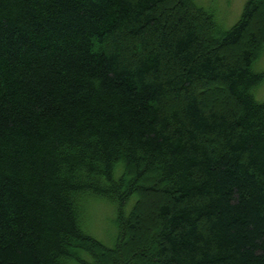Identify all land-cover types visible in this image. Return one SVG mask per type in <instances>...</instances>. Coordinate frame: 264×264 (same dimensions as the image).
<instances>
[{
	"label": "trees",
	"instance_id": "1",
	"mask_svg": "<svg viewBox=\"0 0 264 264\" xmlns=\"http://www.w3.org/2000/svg\"><path fill=\"white\" fill-rule=\"evenodd\" d=\"M192 1L0 0V264H264V0Z\"/></svg>",
	"mask_w": 264,
	"mask_h": 264
},
{
	"label": "rangeland",
	"instance_id": "2",
	"mask_svg": "<svg viewBox=\"0 0 264 264\" xmlns=\"http://www.w3.org/2000/svg\"><path fill=\"white\" fill-rule=\"evenodd\" d=\"M247 1L248 0H193L191 2L193 5H197L199 8L206 10L211 15L209 14L210 18H208L206 15L207 13H205L206 11H203L205 15L204 17L194 14L192 11L191 14L194 16L197 23L203 27H206V24H208L205 22V20L209 21L211 28H213V30L211 29L209 32V37L214 42H217L222 39L221 36L232 30V28L241 19ZM214 27L217 29L220 28V31L216 33V29ZM253 69L255 72L264 71V43L257 51ZM220 92V89L215 87L213 90L209 91L204 89L201 93L210 96ZM253 93L257 101L264 102V81L254 89ZM119 175L120 170L117 173V176ZM146 180L147 179L143 180L142 184H145L144 181ZM138 193L142 198V203L137 209L136 213H139L141 210H143L148 200L146 193ZM132 204L133 201L131 199V202L126 207L127 212L130 211ZM116 218L117 207L112 201L104 198H91L85 204V217L83 222L84 229L87 234L94 236L106 246H113L115 244V240L117 238ZM76 245L77 247L79 246L78 244ZM80 247L84 246L82 245ZM114 255H116V252L113 253V256ZM113 256L112 254L103 256L105 257V264H113ZM86 257L89 258L88 255H86Z\"/></svg>",
	"mask_w": 264,
	"mask_h": 264
}]
</instances>
